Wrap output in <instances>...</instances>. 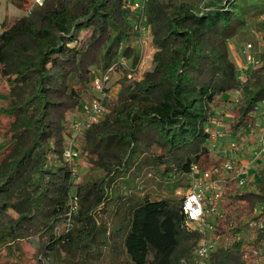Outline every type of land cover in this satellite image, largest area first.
I'll return each mask as SVG.
<instances>
[{
	"label": "trees",
	"instance_id": "16d2710c",
	"mask_svg": "<svg viewBox=\"0 0 264 264\" xmlns=\"http://www.w3.org/2000/svg\"><path fill=\"white\" fill-rule=\"evenodd\" d=\"M136 1L44 0L0 33L1 264H21L24 245L32 264H264V160L257 179L226 180L216 205L205 202L202 230L186 226L174 193L190 187L193 166L223 161L206 131L220 95L238 93L229 141L264 121V49L244 83L228 50L264 16V0H143L140 17ZM135 23L147 27L144 46ZM115 71L103 117L76 137L90 166L78 180L63 155L68 116L93 96V75ZM142 133L159 149L162 170ZM258 219L262 226L250 228ZM202 240L214 245L201 260Z\"/></svg>",
	"mask_w": 264,
	"mask_h": 264
},
{
	"label": "built area",
	"instance_id": "2783aa9c",
	"mask_svg": "<svg viewBox=\"0 0 264 264\" xmlns=\"http://www.w3.org/2000/svg\"><path fill=\"white\" fill-rule=\"evenodd\" d=\"M43 1L44 0H33L34 4L37 5H41ZM142 3L143 0H137L132 4V9L136 11L139 17L141 16ZM135 24V27L139 29L141 35V44L144 46L147 42V27L143 23ZM258 53L259 51L254 50L252 42H247L245 44L243 49L245 65L238 69L240 73L237 77L242 83L246 81V75L243 71L259 65ZM108 79V73L100 76H92L90 85L93 96L81 103L79 110L84 113L83 116L71 120V136L67 139L68 144L63 153L65 160L69 163H72L79 155V148L75 144L76 137L91 124L98 122L104 115L105 110L104 105L101 104V100L107 95V93L104 92V82ZM234 95V100L236 101L238 93L235 92ZM261 114H263V112H261ZM218 123L220 122L215 120L206 127V131L210 134V141H214L222 136L221 132L217 130V126H219ZM245 144H249L247 158H243L246 157L245 155L239 156V154H237V152L243 149ZM228 149L231 157H224L225 159L222 161L219 168L215 166H193L191 185L186 189V192L182 194V212L186 217V226L190 229L197 227L199 230H202L205 214L204 204L208 201L216 205L226 180H233L237 186H243L250 178L257 179L254 173V167L264 160V121H259L254 126L250 127L243 134L240 141H230ZM221 173H227L228 176L222 177ZM71 204L69 216L77 206L76 197L72 198ZM254 211L256 215H259L262 212V207L255 208ZM248 225L250 228L255 226L261 227L262 221L260 219L253 220L250 221ZM69 226L70 224L67 223L66 229H68ZM213 245L214 243L202 240L197 249V256L201 258V260L204 259Z\"/></svg>",
	"mask_w": 264,
	"mask_h": 264
},
{
	"label": "rangeland",
	"instance_id": "374dc122",
	"mask_svg": "<svg viewBox=\"0 0 264 264\" xmlns=\"http://www.w3.org/2000/svg\"><path fill=\"white\" fill-rule=\"evenodd\" d=\"M31 6V0H0V33L1 31H4L8 28V26L12 23L14 18L19 17L22 14H27L30 10ZM147 41V38H146ZM247 42H252L254 50L260 51L261 49H264V16L258 18L254 22H251L247 25L245 29L240 31L232 40L228 43V50L231 60L234 62L237 69H240L244 67L245 60H244V54L243 49ZM146 45V44H145ZM154 51L148 50L147 54L144 55L142 65L147 66V71H151L154 65ZM121 76L120 72H112L111 75H109V79L104 82V92L107 93V96H109L111 101L113 100L116 90H117V84L118 80ZM143 76V74H142ZM141 76V77H142ZM137 80H139L137 78ZM6 82L4 80V77L0 75V104H2L5 100L6 96ZM106 90V91H105ZM235 95L234 93H231L230 95L222 94L218 97L217 105L215 106V115L214 119L216 121H219V126H217V130L221 132L222 136L218 139H215L214 141L211 140L209 142V147L212 149V156L215 159H219L218 157H221L220 159L224 160V157L229 158L231 157L228 149L229 144V135L226 133V128L231 120V115L233 114V99ZM103 99V98H102ZM101 104L105 106V103ZM84 113L82 111L78 110L74 113L70 114L68 116L69 122L74 118V115L80 117L83 116ZM71 125V123H70ZM144 128V127H143ZM1 129V127H0ZM1 132V130H0ZM140 140L145 143V146L147 148V152L150 156L151 162L153 166H155L158 170H162L164 168V164L162 163V156L160 155L159 149L152 143V140L150 137L144 136V134L139 135ZM79 140V141H78ZM76 140L75 144L79 148L80 139ZM68 144V142H66ZM6 141L5 139L0 135V150L3 149L5 146ZM240 150V149H239ZM249 150V144L243 146V149L237 152L239 156H246L243 158H247V152ZM233 152V151H230ZM72 168L74 173L77 176V179L79 180L82 177V174L87 171V169L90 167L89 163L82 159L80 155L73 160ZM204 167H210V164L208 163H202ZM186 192V189L184 188H177L175 190V194L178 196H182V194ZM23 250L25 251V255L23 260L21 261V264H32L33 263V257H32V248L28 245L23 246ZM1 264V263H0Z\"/></svg>",
	"mask_w": 264,
	"mask_h": 264
},
{
	"label": "crops",
	"instance_id": "0c3cea01",
	"mask_svg": "<svg viewBox=\"0 0 264 264\" xmlns=\"http://www.w3.org/2000/svg\"><path fill=\"white\" fill-rule=\"evenodd\" d=\"M2 1V0H1ZM34 6V2H33V0H31V6H30V9L32 8ZM30 11V10H29ZM22 15H24V14H22ZM21 16V15H20ZM225 95H230L231 93H224ZM218 158H221V157H218ZM225 159V158H224ZM221 176L222 177H226V176H228V174L227 173H221Z\"/></svg>",
	"mask_w": 264,
	"mask_h": 264
}]
</instances>
